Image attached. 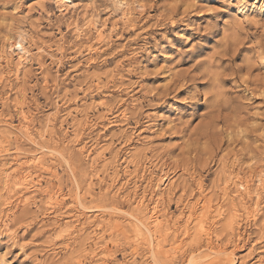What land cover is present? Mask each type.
Segmentation results:
<instances>
[{
	"label": "rangeland",
	"instance_id": "rangeland-1",
	"mask_svg": "<svg viewBox=\"0 0 264 264\" xmlns=\"http://www.w3.org/2000/svg\"><path fill=\"white\" fill-rule=\"evenodd\" d=\"M0 264H264V0H0Z\"/></svg>",
	"mask_w": 264,
	"mask_h": 264
},
{
	"label": "bare ground",
	"instance_id": "bare-ground-1",
	"mask_svg": "<svg viewBox=\"0 0 264 264\" xmlns=\"http://www.w3.org/2000/svg\"><path fill=\"white\" fill-rule=\"evenodd\" d=\"M17 45H19L18 47L21 49V52H18L17 53V55L19 56V60L21 61V62H23L24 60H25V57H24V52H25V50L23 49V47H22V45L19 43V44H17ZM17 48V47H16ZM36 160V159H35ZM36 162V161H35ZM25 176V175H24ZM21 177V176H20ZM29 178V177H28ZM26 179H27V177H26ZM26 179H25V181H26ZM21 181V180H20ZM16 183V182H15ZM24 183V182H23ZM29 188V187H28ZM21 203V202H20ZM154 217V216H153ZM156 218H157V216H155ZM157 220V219H156ZM138 222H140V221H138ZM141 223V222H140ZM146 223V222H145ZM145 227H147V226H145ZM144 227V228H145ZM151 227V226H150ZM146 229V228H145ZM147 229H148V231L151 233V234H153L152 233V231L150 230L151 228H148L147 227ZM147 231V232H148Z\"/></svg>",
	"mask_w": 264,
	"mask_h": 264
}]
</instances>
